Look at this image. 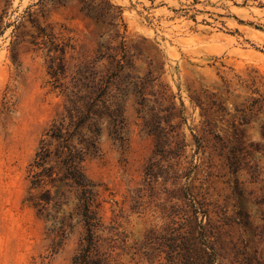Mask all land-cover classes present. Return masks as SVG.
<instances>
[{"label":"rangeland","instance_id":"rangeland-1","mask_svg":"<svg viewBox=\"0 0 264 264\" xmlns=\"http://www.w3.org/2000/svg\"><path fill=\"white\" fill-rule=\"evenodd\" d=\"M100 54L122 63L126 141L105 131L85 171L99 215L148 241L122 262L264 264V114L245 109L264 95V0H0V264H71L72 203L38 213L27 169L64 108L49 66Z\"/></svg>","mask_w":264,"mask_h":264},{"label":"trees","instance_id":"trees-1","mask_svg":"<svg viewBox=\"0 0 264 264\" xmlns=\"http://www.w3.org/2000/svg\"><path fill=\"white\" fill-rule=\"evenodd\" d=\"M103 57L95 56L69 75L62 64L49 66L51 89L63 96L64 108L43 130L27 169L29 196L33 197L29 203L38 213L51 203L55 208L72 203L68 225L75 222L82 231L71 264H124L117 247L138 253L148 245L147 237L130 243L131 235L120 223L99 215V184L85 171L87 160L100 154L105 131L120 145L126 141L121 102L126 90L119 84L122 63L113 55L104 71L97 70ZM245 109L264 114V95L253 98ZM49 185L56 187L64 202L53 199Z\"/></svg>","mask_w":264,"mask_h":264}]
</instances>
